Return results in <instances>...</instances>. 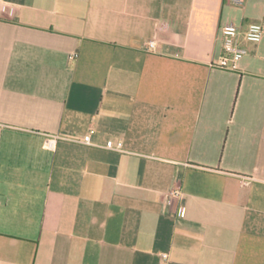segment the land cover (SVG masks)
I'll return each mask as SVG.
<instances>
[{"label": "crops", "instance_id": "0c3cea01", "mask_svg": "<svg viewBox=\"0 0 264 264\" xmlns=\"http://www.w3.org/2000/svg\"><path fill=\"white\" fill-rule=\"evenodd\" d=\"M5 1L0 264H264V0Z\"/></svg>", "mask_w": 264, "mask_h": 264}, {"label": "built area", "instance_id": "2783aa9c", "mask_svg": "<svg viewBox=\"0 0 264 264\" xmlns=\"http://www.w3.org/2000/svg\"><path fill=\"white\" fill-rule=\"evenodd\" d=\"M14 6L8 3L5 0H0V17L8 12L9 14L14 13ZM223 36H224V50L225 55L223 56L220 64L223 67H227L230 61L233 62L232 67L236 68L237 63L245 56L246 49L242 44L240 35H239V27L234 22H228L223 25L222 28ZM264 36V26L259 22H253L249 25L248 30L245 34V39L248 42L258 43L261 42ZM156 45V41L152 40L149 42L150 47H154ZM96 133V128L91 127L88 134L85 136L84 142L86 144H92V136ZM107 146L111 149H121L123 147V142L114 140H110L107 143ZM169 254L164 253L163 258L168 259Z\"/></svg>", "mask_w": 264, "mask_h": 264}]
</instances>
